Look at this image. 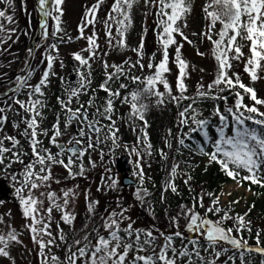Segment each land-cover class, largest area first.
Wrapping results in <instances>:
<instances>
[{
	"label": "snow or ice",
	"instance_id": "obj_1",
	"mask_svg": "<svg viewBox=\"0 0 264 264\" xmlns=\"http://www.w3.org/2000/svg\"><path fill=\"white\" fill-rule=\"evenodd\" d=\"M193 2L143 0L144 6L149 9L144 13L145 17H155L156 27L153 31L161 57L156 62L157 53L154 52L145 65L144 34L147 28L141 34L137 47L130 48L127 43L133 27V10L141 0H113L103 19L98 13L106 0H93L85 6L75 38L62 26L66 0H36L42 36L45 40L51 38L55 42L47 46L42 57L41 63L46 61V66L37 83H30L36 69L25 62L22 67L24 74L12 77L14 84L0 92V169H11L14 164L22 165L19 179L15 173L11 179L20 185L14 188V192L25 220L23 227L36 245L39 264H237V261L239 264H254L256 256L260 257L259 264H264V229L257 228L253 235L252 221L247 218L251 207L244 214H232L233 205L239 204V198L229 201L225 207L220 193L202 192L193 197L191 206L181 205L176 215H169L166 229L161 230L155 224L148 228L135 227L136 221L128 215L132 205L124 206L121 196L116 198V208L109 205L103 214H98L99 201L91 199L90 191H86V223L76 229L75 202L80 194L79 185L61 188L59 193L51 189L55 179L52 171L54 166L64 168L68 173L67 178L75 180L85 177L90 170L84 164L85 156L88 157L90 168L94 169L98 164L92 159L93 152L98 153L100 165L103 166L106 156L109 163L119 159L114 158L113 154L123 148L127 156L135 157L132 163V175L137 179V186L133 190L134 200L141 206L148 204L146 210L155 219L151 202L147 199L152 193L144 186L146 180L150 179L144 167H150V158L154 154L148 133L150 125L145 119L150 109L149 100L157 107L166 103L175 104L179 129L176 135L179 145L175 149L177 153L182 147L194 155L206 156L209 165L218 164L237 187H243L244 182H248L249 191L252 185L264 188V110H261L264 109V98L258 95L253 86L246 85L240 74L233 70L235 63L242 62L243 71L253 85L264 79V75H261L264 73V0H206L202 9L205 29L199 35L202 41L207 40L211 44L210 55L216 62V68L210 83L205 85L203 80L199 81L195 93L188 95L186 81L190 78V68L195 70V66L183 57L182 49L185 42L194 44L184 31L188 27ZM0 5L4 6L0 8V54H3L11 48V45L8 48L3 45L9 41L18 43L19 36L17 27H9L17 24L14 14H9V10L15 12L14 0H0ZM22 10L30 18L26 0H22ZM50 20L53 22L51 32ZM217 24L220 25L219 30L216 29ZM97 25H102L108 49L130 50L135 53L136 59L128 57L122 63L109 64L104 58L109 52L98 42ZM89 28L91 32L86 35ZM23 34L29 33L25 30ZM74 39L85 40L86 47L72 54L76 62L73 66L75 81L58 77L62 91L56 99L63 114V129L61 115L57 113L49 136V130L41 125L46 119L44 110L48 107L51 79L58 76L55 64L59 62L60 67H64V62L59 59V45L72 43ZM246 46L247 55L243 51ZM172 48L174 56H170ZM27 52L32 55L33 50L29 48ZM85 52L87 56L83 54ZM197 55L205 54L197 49ZM97 60L102 64L104 80L97 89H93V63ZM170 62L178 69L175 93L168 79L172 72ZM136 72L143 75H137ZM121 78L125 82H119ZM117 82L118 87L113 89L112 84ZM129 82L135 84L136 88L122 95V90L129 88ZM161 85L163 91L160 90ZM0 87H3V80H0ZM100 91L106 94L102 99L98 96ZM224 93L234 97L233 104L228 103L229 96ZM21 95H25L26 99H20ZM82 96L89 98L82 102ZM246 97L251 103L245 102ZM206 101L217 103L213 106L211 116L202 118L198 105ZM74 102L77 105L75 108ZM117 102L129 107L126 117L114 118ZM219 102L224 103L223 110ZM213 118L217 120L215 124ZM120 119L129 123L134 132L139 129L132 145L122 143L118 126ZM137 121L142 124H137ZM8 123L26 141L29 151L24 150L17 135L7 134ZM21 124L24 125L23 129ZM71 127H75V133L62 143L61 137ZM185 127L188 128L187 132H183ZM210 129H214L215 137ZM194 133L203 137V143H197L195 148L186 143V139L191 140ZM171 135L169 129L168 136ZM41 137L48 138L49 145L57 151L52 152L51 147H45ZM165 147L173 148L167 138ZM156 151L161 159L168 161L167 152L163 149ZM185 176L183 182L191 192L192 176L180 169L179 162H173L162 186L161 202H164V193L169 190L179 195L176 180ZM60 182L55 180L57 184ZM118 185L122 186V181L113 178L111 168L105 167L97 191H118ZM205 196L211 203L201 213L197 206L205 208ZM54 211L60 214L59 220L53 217ZM209 214L217 219H211ZM7 216L10 219L11 213ZM181 218L186 221L183 232L179 225ZM227 221H232V225L226 226ZM61 222L72 230L71 238L60 226ZM53 223L56 224V234L52 231ZM0 225H4L0 228V258L6 259L9 264H16L11 250L13 246H23L20 239L22 234L5 222L4 215H0ZM61 248L62 257L53 251Z\"/></svg>",
	"mask_w": 264,
	"mask_h": 264
},
{
	"label": "rangeland",
	"instance_id": "obj_2",
	"mask_svg": "<svg viewBox=\"0 0 264 264\" xmlns=\"http://www.w3.org/2000/svg\"><path fill=\"white\" fill-rule=\"evenodd\" d=\"M93 2V0H66V3L64 5L65 15L63 17V27L66 29L67 33L75 38L78 35L77 31V25L80 23L81 17L85 11V6L90 5ZM113 0H106L105 5L103 6L102 10L98 13L99 17L103 19L107 15V11L110 8L111 3ZM35 3L36 0H26V6L28 13H30L29 16L22 10V0H14L15 4V12L12 13L11 10H9V14H14V19L17 21V24L9 25V27H17V35L19 36L18 43L12 44V41H9L8 44L3 45L4 48H8L9 45H11V48L9 49V52H4L3 54H0V80H5L11 77H14L19 72L22 71V67L25 62L28 61L29 55L27 50L30 48V44L32 43L33 38L35 37V33L38 27V14L35 9ZM206 3V0H194L193 2V10L191 15L188 17V27L184 29L185 34L189 36V39L194 41L193 45H189L186 42L184 43V47L182 49L183 57L190 63V65L195 66V70H192L190 68V78L186 81L188 84V95H192L195 93L196 85L199 81L203 80V83L207 85L213 80L215 68H216V62L210 55L211 51V44L207 40H201V37L199 33L204 31L205 29V19H204V13L202 11L204 5ZM3 5H0V8H3ZM149 11L148 8H146L143 4V0H141V3L134 8L133 10V27L130 30V33L127 37V43L130 48H135L139 45L141 34L144 33V29L147 28L146 34H144V42H145V56H144V63L145 65L148 62L149 57L152 55V53L156 52V62H159L160 60V54L158 52V45L156 41V34L153 31L156 27L155 25V17L154 15H148L145 17L144 13ZM53 22L49 21V32L52 30ZM97 28L99 30V43L106 51L109 52V55L107 57H104L107 59L109 64L112 63H122L124 60H126L128 57H131L133 60L136 59V55L134 52L128 50V51H118V50H112L108 49L105 45V36L102 29V25H97ZM220 25H216V29L219 30ZM27 30L28 35H24L23 32ZM91 29L89 28L86 32L87 34H90ZM192 33H197V35L193 36ZM215 38V37H214ZM13 39H16L15 36H13ZM179 39V37H178ZM55 42L51 38L48 40H45L43 36L41 35L39 43L40 46L36 50V55L34 62L32 64V67L36 69L32 79L30 80L31 84H35L39 81L40 76L44 70V67L46 66V61L42 64L41 60L43 55L45 54V51L47 49V46L50 43ZM86 47V41L85 40H73L72 43H62L59 45V59L64 62V67L61 68L59 62L55 64V71L57 72L58 76L52 77L51 84L48 89V107L44 110V114L46 116V119L42 123L41 127L44 129L49 130V136L51 135V127L55 123L56 115L57 113H60L61 115V128L63 129V114L60 111V106L57 103L56 97L61 95L62 91V85L60 82L59 76H63L66 81H75L76 76L73 72V66H74V60L72 58V54L74 52L80 51L82 48ZM197 49L199 52L204 53V56L197 55ZM243 51L245 55L248 54V48L247 46L243 48ZM85 56L88 54L85 52L83 53ZM170 56H174V48L170 49ZM170 67L172 68L171 74L168 75L169 82L173 88V92L175 93V83H176V76L178 74V69L176 68L175 64H172L170 62ZM243 63L237 62L235 63L234 71L238 72L241 76L242 81L249 86H253L257 92L258 95L261 98H264V79H260L253 85L250 81L248 75L243 71ZM203 69V71H201ZM147 72V70H146ZM137 75H143L140 72H136ZM146 74V73H144ZM261 75H264V73H261ZM104 75H103V67L99 60L93 63V83L91 87L93 89H97L98 86L103 82ZM119 82H125L124 78H121V81ZM113 83L112 87L113 89L118 87V83ZM13 85V84H12ZM12 85L3 87L0 89V92H4L7 90V88L11 87ZM136 88L135 84H131L129 82V88L127 90H122V95L126 94L127 91H131ZM160 90L163 91L162 85L160 86ZM91 94V93H90ZM178 94V93H177ZM105 93L100 91L98 92V96L102 99L105 97ZM20 99H26L25 95H21L19 97ZM88 96H82L81 101L86 102L88 100ZM99 102V101H98ZM11 103V101H9ZM150 105L149 111L145 115V119L149 123L148 127V133L149 138L151 141V136H153V140L156 144L151 143L154 146V154L150 158V167L145 166L144 171L146 173L147 177H150V179H147L145 182V187L149 189V191L152 193L150 197H148V201L151 202L152 209L154 210L155 219L152 218V216L149 215L148 211L146 210L148 208V204H145L144 206H141L134 200L133 196V190L128 189L124 191L122 189L121 185H118V191H113L109 189H104L102 191H97V187L100 185L101 182V176L104 174V168L109 167L111 168V175L113 178L118 179L121 181V174L117 171L115 162L109 163V158L105 157V165L101 166L98 153L93 152L92 153V159L95 160L98 164V166L94 169H91L88 164V157L85 156L84 158V164L86 168H89L86 172L85 177H77L75 180L68 177L67 171L60 167V166H54L52 171L54 175V181L51 183V189L55 190L57 193L60 192L61 188L64 187H72L73 185L78 184L79 185V196L75 202V213H76V220L74 221V226L76 229H80L84 223H86V217L88 215L86 211V201H85V192L90 191V198L96 199L99 201V205L97 207V213L103 214L105 209L111 205V208H116V198L117 196L122 197V202L124 206L132 205L128 215L132 217L133 220L136 221L135 227H144L148 228L152 226L153 224L156 225V227L160 228L161 230L166 229L167 225V219L163 221V218H160L161 209L159 206L160 203V197H161V191L162 186L164 185L166 179L168 178V172L170 168L163 167L161 170L158 169V161H155L156 156V148L163 149L165 152L168 153L169 157H172L175 153L176 147L174 145L176 142L174 141L176 130L178 129V119H177V108L175 104L172 103H166L163 106L157 107L155 106L154 102L152 100L148 101ZM187 103V102H185ZM216 102H203L198 105L202 112V118L204 117H210L213 106ZM251 103V102H249ZM220 104V103H219ZM2 106V105H0ZM77 105L75 102L73 103V107L75 108ZM18 107V106H17ZM117 107V113L114 116V118L117 117H126L127 113L129 112V107L127 105H122L119 102L116 104ZM224 107V104L221 106ZM264 110V109H261ZM13 119H19V117H12ZM137 124H142V122L137 121ZM118 126L120 128V137L122 140V143H126L128 145H132L136 140V135L139 129H137V132H134L130 126L129 123H126L124 119H120L118 121ZM24 128V125L21 124V129ZM171 129L172 135L168 136V130ZM6 132L8 135H17V130L13 129L11 127V123H8L6 126ZM75 133V127H71L67 130V133L61 137V142H63L66 138H69ZM18 139H21L22 144L24 145V150L29 151L28 144L24 139L17 135ZM165 138L170 140V142L173 145L172 149H168L165 147ZM44 142L45 147H51L52 152H56L57 149L55 147H52L49 145L48 138L41 137ZM126 155L123 148L117 150L113 156L114 158ZM127 156V155H126ZM130 160V164L132 166V163L135 162V157L127 156ZM173 158V157H172ZM175 161L173 162H179L180 160L182 164L185 166L184 168L180 165L181 170H189L191 173L195 174L194 180H191V188L192 191L190 192L188 187L184 184L185 177H180L176 180V184L178 186V192L179 195L172 193L170 190L164 193L165 199L164 202L167 204H178L180 203L184 198L193 196L196 197L202 192H212L209 188H203V186H199L195 182L196 175L204 174L206 171H209L211 168V165L208 163V158L206 156H200V155H194L189 150H181L177 157H175ZM26 162H27V158ZM65 162H67L65 160ZM166 164V163H165ZM207 166V170L205 171V166ZM22 171V165L14 164L11 169H0V215H4L5 222L10 223L14 228H16L22 235L20 236V239L23 241V246H13L11 253L16 259V264H39V259L36 254V245H34L31 241L30 234L27 230L24 229L23 225L25 224V220L22 217V210L19 205L18 199L16 198V194L14 192V188L19 187V183L16 181H13L11 179V176L13 173H15L19 179V173ZM133 171V168H132ZM184 171V172H185ZM165 174V179L162 181V183L159 181V176ZM134 177V176H133ZM67 178V179H66ZM135 178V177H134ZM55 180H60L61 182L59 184L55 183ZM231 193V195H227V193ZM221 194L222 204L227 207L229 201H233L239 198L240 202L239 204L233 205L234 212L232 213L235 215L236 213L244 214L248 208V204L250 200L253 197V193L246 189L245 187H237L235 182L229 183L226 185L223 189H221L219 192ZM204 209H200L197 206V210L201 212L204 211L211 203L210 199L205 196L204 198ZM45 207H47V201H45ZM111 210V209H109ZM178 212V211H177ZM176 212V213H177ZM11 213V218L9 219L7 214ZM202 213V212H201ZM223 213H221L222 215ZM173 215V214H170ZM176 215V214H174ZM209 216H213L212 214H209ZM53 217L55 220H59L60 214L58 212H53ZM232 225V221H228ZM180 225V231H184L186 221L181 218L179 221ZM253 231H255L257 228L264 229V223L259 220H255L253 222ZM66 233L69 234V238H71V229L68 225H65L61 222L60 225ZM4 225H0V228H3ZM52 231L54 234H56V224H52ZM254 235V234H253ZM262 239H264V236H262ZM162 242V241H161ZM56 254L63 256V250L61 249H53ZM224 258H222L223 260ZM255 263V259H254ZM0 264H9V262L6 259L0 258ZM237 264H239V261H237Z\"/></svg>",
	"mask_w": 264,
	"mask_h": 264
},
{
	"label": "trees",
	"instance_id": "obj_3",
	"mask_svg": "<svg viewBox=\"0 0 264 264\" xmlns=\"http://www.w3.org/2000/svg\"><path fill=\"white\" fill-rule=\"evenodd\" d=\"M224 95L229 96L228 99V103L231 105L234 103V97L229 95V93H224ZM206 102H211V101H206ZM215 102V101H214ZM245 102L249 103L250 101L247 99V97L245 98ZM217 103V102H216ZM220 106L222 104H224L223 102H219ZM224 107H222L223 110ZM217 122L216 118H213V124H215ZM179 130H176V135L177 132ZM188 128L185 127L183 128V132H187ZM230 131V130H229ZM210 133L213 135V137H215V132L214 129H210ZM176 135L174 138V141L176 142V144L174 145V147H179V145L177 144V140H176ZM151 141L153 144H156L153 140V136H151ZM186 143H189L192 145L193 148L196 147L197 143L202 144L203 143V137H201L199 134H192V138L191 140H187L186 139ZM156 150H159V148H156ZM181 150H188V149H184L181 147ZM180 150V151H181ZM210 151V148H209ZM177 152L175 151L174 155L172 157H169L168 161H165L163 159H161L160 155L158 154V151H156V156H155V161H158V169L161 170L163 167H168L170 168L173 161H175V157H177ZM166 163V164H165ZM180 165L184 168L185 166L182 164L181 160H180ZM185 171V170H184ZM186 173L190 174L192 176V180H194V175L193 173H191L189 170L186 169L185 171ZM165 174L166 172L162 175L159 176V181L162 183V181L165 179ZM244 173H242L243 175ZM195 182L199 185V186H203V188H209L212 192H219L221 189H223L227 184L234 182L232 179L228 178L221 170L218 164L213 163L211 165V168L209 171H206L204 174L201 175H196L195 178ZM243 186L246 189H249L250 185L248 182H244ZM124 191H126L124 188H122ZM251 192L253 193V197L250 200L249 204H248V208L251 207L252 211L249 213L248 215V219H250L252 221V224L255 220H259L262 221L264 223V188L256 186V185H252L251 186ZM193 203V196L184 198L180 203L178 204H167L165 202H161L159 203L160 206V218H163V221H165L168 216L170 214H176L177 211H179V208L181 205H188L191 206V204ZM254 205V207H252ZM247 208V210H248ZM246 210V211H247ZM201 212L203 213L204 211L201 210ZM211 219L215 220L217 219L216 216H209ZM226 226H231V224L227 221L226 222ZM255 233V231H253V234ZM245 236H247V233H245ZM253 241H250V243H252ZM179 241H177V245H179ZM260 261V257L256 256L255 257V263L254 264H259Z\"/></svg>",
	"mask_w": 264,
	"mask_h": 264
},
{
	"label": "water",
	"instance_id": "obj_4",
	"mask_svg": "<svg viewBox=\"0 0 264 264\" xmlns=\"http://www.w3.org/2000/svg\"><path fill=\"white\" fill-rule=\"evenodd\" d=\"M35 7H36V4H35ZM40 19L41 18L39 17V21H40ZM41 33H42V29L38 25L35 38L33 39V42L31 44V49L33 50V52H32V55H30V58H29V61H28V64H30V65H32V63H33L34 56H35L36 50L38 48V44L37 43L39 41ZM23 74H24V71H22L21 73H19L17 75H23ZM10 81H11V79L4 80L3 81V85H6V84L10 83ZM116 167H117V170L122 175V180L121 181H122V185H123L124 188H130V187L137 186V181L134 180L131 177V175H130L131 165L129 163V159L126 156H121V157H119V159H116Z\"/></svg>",
	"mask_w": 264,
	"mask_h": 264
},
{
	"label": "flooded vegetation",
	"instance_id": "obj_5",
	"mask_svg": "<svg viewBox=\"0 0 264 264\" xmlns=\"http://www.w3.org/2000/svg\"><path fill=\"white\" fill-rule=\"evenodd\" d=\"M68 139V138H67Z\"/></svg>",
	"mask_w": 264,
	"mask_h": 264
}]
</instances>
